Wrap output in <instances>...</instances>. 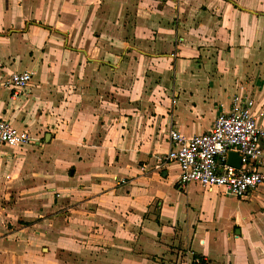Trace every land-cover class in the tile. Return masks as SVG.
I'll use <instances>...</instances> for the list:
<instances>
[{
  "label": "crops",
  "instance_id": "0c3cea01",
  "mask_svg": "<svg viewBox=\"0 0 264 264\" xmlns=\"http://www.w3.org/2000/svg\"><path fill=\"white\" fill-rule=\"evenodd\" d=\"M259 15L254 0H0V115L33 138L0 152V264H264V183L236 198L158 161L171 129L209 131L243 84L264 127Z\"/></svg>",
  "mask_w": 264,
  "mask_h": 264
},
{
  "label": "built area",
  "instance_id": "2783aa9c",
  "mask_svg": "<svg viewBox=\"0 0 264 264\" xmlns=\"http://www.w3.org/2000/svg\"><path fill=\"white\" fill-rule=\"evenodd\" d=\"M34 72L11 73L4 85L14 90L13 98L24 91ZM255 99L239 86L231 97L229 109L216 106L212 128L193 136L171 129L170 150L158 157L160 164L175 162L180 167L178 183H198L211 190L220 188L225 195L246 197L264 183V127L254 112ZM33 141L26 128L15 126L0 115V146L23 149ZM231 151L241 156L238 168L228 162ZM191 264H207L194 257Z\"/></svg>",
  "mask_w": 264,
  "mask_h": 264
},
{
  "label": "rangeland",
  "instance_id": "374dc122",
  "mask_svg": "<svg viewBox=\"0 0 264 264\" xmlns=\"http://www.w3.org/2000/svg\"><path fill=\"white\" fill-rule=\"evenodd\" d=\"M259 10H257V9ZM254 10L255 12H258V14H260L259 16H264V1L263 0H254ZM264 74V72L262 70L257 72V77L259 79V82L262 83V85L264 86V79L262 78V75ZM244 82H242L243 84ZM259 85V84H258ZM242 87L244 88V84L242 85ZM8 148H13V147H6ZM6 149H4L2 146H0V152L5 151ZM3 203H6V198L3 199ZM229 205V204H228Z\"/></svg>",
  "mask_w": 264,
  "mask_h": 264
},
{
  "label": "water",
  "instance_id": "95a60500",
  "mask_svg": "<svg viewBox=\"0 0 264 264\" xmlns=\"http://www.w3.org/2000/svg\"><path fill=\"white\" fill-rule=\"evenodd\" d=\"M228 162L236 167L241 166V156L238 152L231 151L228 155Z\"/></svg>",
  "mask_w": 264,
  "mask_h": 264
}]
</instances>
